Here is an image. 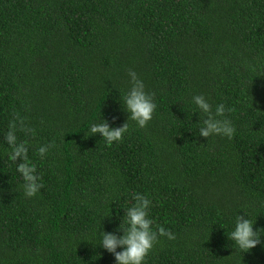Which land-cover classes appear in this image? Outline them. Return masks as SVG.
Listing matches in <instances>:
<instances>
[{"label": "trees", "instance_id": "obj_1", "mask_svg": "<svg viewBox=\"0 0 264 264\" xmlns=\"http://www.w3.org/2000/svg\"><path fill=\"white\" fill-rule=\"evenodd\" d=\"M130 70L157 108L107 146L86 133L127 122ZM194 95L231 109L233 139L198 137ZM13 120L33 198L8 159ZM134 193L175 236L146 264H264V243L227 236L244 212L264 228V0H0V264H116L98 234L123 235Z\"/></svg>", "mask_w": 264, "mask_h": 264}, {"label": "clouds", "instance_id": "obj_2", "mask_svg": "<svg viewBox=\"0 0 264 264\" xmlns=\"http://www.w3.org/2000/svg\"><path fill=\"white\" fill-rule=\"evenodd\" d=\"M128 75L131 86L122 96L123 105L119 102L123 110L129 114L127 122L123 126L113 127L103 118L100 122L92 123L86 133L90 137L99 135L107 146L123 141L124 135L129 131V120L134 121L138 128L146 127L153 119L157 108L154 94L146 91L145 84L137 73L130 70ZM191 103L195 105L196 114L200 116L201 126L198 128V137L209 139L219 136L229 140L235 137L236 128L226 116V112H230L231 109L226 108L224 103L213 106L209 98L204 95H194ZM17 131L18 124L13 120L4 134L8 146V159L15 165V171L23 181L18 187H22L26 198H33L44 185L41 177L37 175L36 165L29 157V145L27 141L19 140ZM19 131L27 133L29 130L21 122ZM52 147H54L52 144L39 147V156L44 158ZM18 159L21 162L17 164ZM132 199L135 203L127 209L123 217L125 219L117 229L122 231L123 235L118 236L115 232L106 231L98 234L100 248L111 254L116 264H146L147 257L160 238L175 239L173 233L163 226H159L158 230L154 229V221L150 217L152 201L147 195L134 193ZM255 223L245 212L244 215H237L233 230L227 234L235 249L242 253H250L264 243V228H255Z\"/></svg>", "mask_w": 264, "mask_h": 264}]
</instances>
